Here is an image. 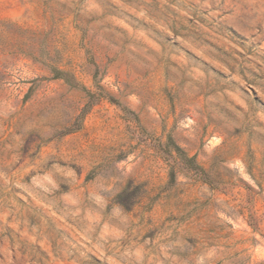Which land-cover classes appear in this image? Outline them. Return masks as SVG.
I'll return each mask as SVG.
<instances>
[{
	"label": "rangeland",
	"instance_id": "1",
	"mask_svg": "<svg viewBox=\"0 0 264 264\" xmlns=\"http://www.w3.org/2000/svg\"><path fill=\"white\" fill-rule=\"evenodd\" d=\"M0 264H264V0H0Z\"/></svg>",
	"mask_w": 264,
	"mask_h": 264
}]
</instances>
